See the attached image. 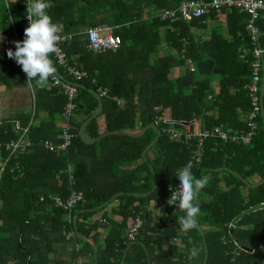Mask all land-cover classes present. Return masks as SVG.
I'll list each match as a JSON object with an SVG mask.
<instances>
[{
    "label": "trees",
    "instance_id": "trees-1",
    "mask_svg": "<svg viewBox=\"0 0 264 264\" xmlns=\"http://www.w3.org/2000/svg\"><path fill=\"white\" fill-rule=\"evenodd\" d=\"M181 1L48 0L47 12L53 21L63 23L67 32L76 31L73 39L64 44L70 62L85 68L89 76L80 82L85 86L79 88L76 114L80 118L72 122L75 137L66 150L51 151L45 147L47 140H63L55 117L62 113L67 101L61 87L51 79L53 88H40L35 98V114L46 111L49 120L28 126L32 116L26 111L0 118L1 142L18 138L27 129L25 136L32 143L26 153L12 158L0 174V232L8 234L0 240V249L15 251L17 264H24L28 255L31 257L27 264L43 261L31 251V240L46 252L74 248L71 264H79L77 258L88 255L91 260L82 264H96L91 242L75 234L71 239L75 244L69 245L66 232L75 231L76 214L79 230L97 242L98 229L108 228L104 247L99 245L98 264H121L125 254L124 264H203L205 243L207 264H230L229 247L236 245H227L223 236L253 248L252 252L242 250L243 261L263 264L264 208L246 214L232 226L240 213L264 203V181L255 185L264 180L262 115L258 133L250 144L223 141L216 136L206 139L202 161L192 167L195 177L207 180L199 192L200 214L195 229L181 231L178 218L184 213L178 207H169L168 214L158 220L149 209L152 201L162 196L169 199L178 180L177 172L195 152L197 137L185 136L195 129L194 123L198 121L202 129L223 124L245 131L244 115L251 107L248 87L257 41L247 29L249 15L224 7L189 21L160 18L162 10L176 8ZM26 7L22 0H0L3 40L24 39ZM103 23L115 26L122 45L116 51L98 54L88 49V34L78 33V29ZM256 24L264 32V13ZM209 27V34L203 33ZM259 42L264 48V34ZM243 48H247L244 56ZM8 58L7 52L0 58V82L13 85L21 75L24 77L19 81L26 82L20 65L7 67ZM52 59L59 72L71 78ZM99 84L107 86L109 94L102 96L103 110L89 121L88 133L98 137L108 131L141 129L155 122L161 136L147 151L146 158L144 150L158 135L153 127L141 136L113 134L91 144L81 139V125L99 104L90 89L97 90ZM43 91L50 102L42 97ZM173 130L182 135L174 136ZM1 153L8 154L5 149ZM1 166L0 159V171ZM220 167L227 168L214 170ZM207 175L210 176L206 178ZM156 178L159 184L151 194H133L152 191ZM73 189L83 192L84 202L71 212L54 205L55 197L65 199ZM113 197L119 200L113 211L121 220L104 216L107 221L102 224L94 215L107 205L96 208L112 202ZM136 212H141L143 224L136 239L130 240L128 231ZM78 242L83 243L80 249H76ZM193 245L201 249V254L190 261L188 252ZM47 259L50 260L48 256Z\"/></svg>",
    "mask_w": 264,
    "mask_h": 264
},
{
    "label": "built area",
    "instance_id": "built-area-1",
    "mask_svg": "<svg viewBox=\"0 0 264 264\" xmlns=\"http://www.w3.org/2000/svg\"><path fill=\"white\" fill-rule=\"evenodd\" d=\"M22 1L25 6H27L26 0ZM224 7L237 8L239 11L245 12L249 15L247 29L250 31L252 39L257 41V46L254 50L256 59L253 66L252 79L248 87L251 107L244 115L247 129L245 131H238L221 124L212 129L195 128L193 131L186 133L185 136L187 138H192L194 136L197 137V148L186 163L188 164L191 162L193 166L199 164L202 161L203 146L207 138L216 136L223 141L235 140L250 144L258 133L260 128L259 120L263 110L261 90L264 79V48L258 43V35L262 31L257 26L256 21L264 13V0H182L178 7L167 8L159 13L160 18L163 20L174 22L179 19H183L189 21L193 18L205 15L211 9H222ZM28 23L29 22L26 16L25 25L28 26ZM114 30L115 26L109 23L88 27L86 34H88L89 50L98 54L107 52L109 50H118L122 45V38L119 34L115 33ZM60 35L62 40L58 45V52L54 54V58L57 63L65 69L67 75L71 78L64 75L61 77L59 74H57L54 79H51L53 84L59 85L61 87L64 95L67 97L64 110L61 113L63 140L59 143H53L50 140H47L45 142V147L51 151L66 150L71 145L75 137V132L72 130V122L79 107L78 95L80 88L73 82L79 83L89 76V73L85 68L75 63H71L69 60V56L64 48V44L71 38V36L65 35L62 32ZM18 40V38H11L7 42V48L15 51V42ZM245 53H247V48H243L242 56H244ZM1 56L2 52L0 51V58ZM68 80H71L72 82ZM93 82L97 84V78H94ZM97 90L101 96H106L109 94V88L107 86L99 84ZM26 132L27 129L18 138H12L7 142L0 141V152L3 149L8 152L6 156H4L2 153L0 154V159L2 160L0 174L4 172L12 158H17L20 154L26 153L29 150L32 143L26 138ZM172 134H174L176 137L182 135V133L177 130H173ZM19 167L20 164L17 163L16 168ZM14 169L15 166L11 168V171H14ZM71 178L73 181L72 175ZM179 184L180 181L178 178L174 187L171 188V194L173 190L175 191L176 188L179 187ZM41 200H44V197H41ZM84 201L85 197L83 192L73 189L67 198L64 199L61 197H55L53 203L56 207H60L71 212L79 202ZM171 205L176 207L175 204ZM69 219L71 220V216ZM105 221L106 219L101 218V222ZM142 224V214L141 212H136L135 222L128 231V237L130 240L136 239ZM75 234L76 231L66 232L67 238H73ZM222 239L227 245L233 244V242H235L236 245L234 248H231V246L229 247L230 264H248L241 258L242 250L245 249L239 242L228 240L225 236H223ZM82 262V258H78V263L82 264Z\"/></svg>",
    "mask_w": 264,
    "mask_h": 264
},
{
    "label": "clouds",
    "instance_id": "clouds-1",
    "mask_svg": "<svg viewBox=\"0 0 264 264\" xmlns=\"http://www.w3.org/2000/svg\"><path fill=\"white\" fill-rule=\"evenodd\" d=\"M26 4V16L29 23L24 29V39L16 41L15 51L8 49L7 56L22 67L27 82L35 81L37 86L45 87L50 79L57 76L55 61L52 57L58 52V45L62 40L61 27L47 13L48 0H26ZM3 39L4 37L0 35V41ZM192 167V163L189 162L177 172L176 176L180 184L175 191H172L168 200L170 205L175 204L176 208L178 207L184 213L178 218L181 231L184 233L197 227L200 214L199 192L207 183L206 179L194 176ZM200 254L201 249L193 245L189 249L188 259L194 260Z\"/></svg>",
    "mask_w": 264,
    "mask_h": 264
},
{
    "label": "crops",
    "instance_id": "crops-1",
    "mask_svg": "<svg viewBox=\"0 0 264 264\" xmlns=\"http://www.w3.org/2000/svg\"><path fill=\"white\" fill-rule=\"evenodd\" d=\"M60 27H61V32L63 34L71 36V38L67 41L72 40L73 37L76 35V31L72 32L73 30H71L70 32H67L63 23H60ZM88 27H90V25H87L86 27H80V29H78L79 30L78 33L86 35V30ZM203 33L209 34V30L203 31ZM0 35L4 37V34L1 31H0ZM9 40L10 39H5L0 41V51L2 52L1 58L6 56V52L8 50L6 45ZM6 62H7V67L10 68H12L15 64H17L15 61H12L9 58L7 59ZM23 77L24 75H21L20 78H17L16 82L13 85H8L3 82H0V118L13 117L19 111H26V112H30L32 116L28 126L30 125L38 126L45 120L50 119L46 111H40L39 113L35 114V107H36L35 98L36 96L39 95V89L42 87L37 86L35 82L29 83L27 81L25 82L24 80L19 81V79H22ZM44 88L46 90H50L53 87L52 84L49 82L48 85L45 86ZM42 97L46 99L45 101L50 102V99L48 98V94L45 91L42 92ZM79 118L80 116L76 115L73 120L75 121L78 120ZM55 124L58 131H62L61 114L56 115ZM194 128H200L198 121L194 123ZM136 129H140V128H136ZM209 176L210 175H207L206 178H208ZM168 200L169 199L162 196L159 200L151 202L149 209L154 212V216L156 217L157 220L160 219L161 216L168 214L167 212L170 211L169 207L172 208V205L168 203ZM106 205H107L106 208L96 213L94 215V218L105 219L107 217L109 219L113 218L115 220L120 221L121 218L118 215H116L113 211V209L119 205V200L114 199L112 200V202H108V204ZM102 224H104V222H102ZM97 234H98V242L97 241L96 242L98 244V248L99 245L101 247H104L105 239L108 234V228L104 227L98 229ZM5 237H8V234L6 232H0V240H2V238ZM67 239L69 240V242L71 241L69 243L70 246L72 245V243L75 244L74 240H71L73 238H67ZM178 242L179 240H176V243ZM78 244H79L78 248L76 249H80L83 246V243L81 242H78ZM30 246H31L30 249L34 253L35 257L41 256L43 258V261H41V263L39 264H71L70 262L74 248H53V250L50 249L47 252H45L43 249L37 248V246L32 240L30 242ZM15 255L16 252L12 250L9 251L8 248L0 249V264H17L18 259H15V257H13ZM47 256L50 258V260L47 259ZM30 257L31 255H28V258L26 259V262L24 264H27V262L29 261L28 259ZM90 257L91 256L88 255V256H81L79 258H82V260L85 262H89L91 260Z\"/></svg>",
    "mask_w": 264,
    "mask_h": 264
},
{
    "label": "water",
    "instance_id": "water-1",
    "mask_svg": "<svg viewBox=\"0 0 264 264\" xmlns=\"http://www.w3.org/2000/svg\"><path fill=\"white\" fill-rule=\"evenodd\" d=\"M264 34V32H261L259 35H258V41L260 40V37ZM260 44V42H259ZM263 58H264V55H263ZM57 69V68H56ZM57 74H59L61 77L62 74L59 72V70L57 69ZM70 82H72L71 80H68ZM74 84H76L78 87H85L83 83H75L73 82ZM90 92L93 93V95L97 98L99 104L98 106L95 108V110L92 112L91 116H89L84 122L83 124L81 125V128H80V131H79V134H80V137L81 139L87 143V144H91V143H94L96 141H99L100 139H102L103 137L107 136V135H113V134H122V135H130V136H141L143 135L150 127H153L155 129H157L158 131V135L157 137L155 138V140H153L147 147L146 149L144 150L143 152V156L144 158H146V153L147 151L154 145L156 144V142L160 139V136H161V130L158 128L157 124L155 122L153 123H150L148 124L147 126H145L144 128H141V129H132V128H127V129H118V130H113V131H108V132H105L103 134H101L100 136L98 137H94L92 136L91 134L88 133L87 131V127H88V123L90 120H92L93 118H95L96 116H98L102 110H103V107H104V103H103V99H102V96L98 93V91L94 88H91L90 89ZM261 94H262V97H261V100H262V106H263V110H262V116L264 118V79H263V84H262V90H261ZM83 105L81 104L80 107H82ZM223 168H227V167H220V168H214V170H220V169H223ZM264 180H261L259 182H257L255 185H258V184H261ZM158 179L156 178V182H155V186L153 188L152 191H149L147 193H138V192H135L133 193L134 195L136 196H147L149 194H151L157 187H158ZM121 194L118 193L116 194L115 197L119 196ZM115 197L112 198V200L115 199ZM108 204V203H106ZM106 204L102 205V206H99L98 208L96 209H100L102 207H104ZM261 208H264V203H261V204H257V205H254V206H251L249 207L248 209H246L245 211H243L242 213H240L238 216H236L233 221H232V226H235V224L238 222V220H240L243 216H245L246 214L250 213V212H253V211H256L258 209H261ZM197 223H198V219H197ZM74 224H75V231H76V235H78L79 237L83 238V239H86L88 240L89 242L92 243L93 247H94V252H95V259H96V264H98V251H99V248H98V244L95 240L94 237L92 236H87L85 234H83L79 228H78V214L75 215L74 217ZM198 228L200 230V232L203 234V229L202 227L198 224ZM205 248H206V256H205V260H204V263L203 264H207L208 262V258H209V254H208V247H207V244L205 243ZM245 250L247 251H252L253 248L251 247H246L244 246L243 247ZM125 258H126V254L124 255L122 261H121V264H124L125 263Z\"/></svg>",
    "mask_w": 264,
    "mask_h": 264
},
{
    "label": "rangeland",
    "instance_id": "rangeland-1",
    "mask_svg": "<svg viewBox=\"0 0 264 264\" xmlns=\"http://www.w3.org/2000/svg\"><path fill=\"white\" fill-rule=\"evenodd\" d=\"M87 25H85L84 27H86ZM207 30H209L210 31V28H208ZM45 251V250H44ZM46 252V251H45ZM77 261H78V258H77Z\"/></svg>",
    "mask_w": 264,
    "mask_h": 264
}]
</instances>
